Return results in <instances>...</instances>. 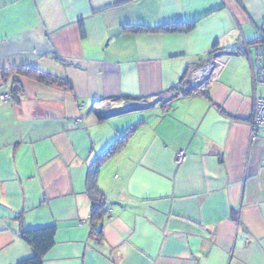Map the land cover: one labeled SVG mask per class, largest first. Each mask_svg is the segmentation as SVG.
<instances>
[{
    "label": "crops",
    "instance_id": "1",
    "mask_svg": "<svg viewBox=\"0 0 264 264\" xmlns=\"http://www.w3.org/2000/svg\"><path fill=\"white\" fill-rule=\"evenodd\" d=\"M183 21L194 28H124ZM259 38L264 0H0V264L31 257L21 228L51 225L42 264H264V130L250 140ZM207 65L202 91L164 108ZM15 81L17 99H2ZM127 99L158 102L97 117ZM131 126L96 177L108 209L98 242L88 166Z\"/></svg>",
    "mask_w": 264,
    "mask_h": 264
},
{
    "label": "trees",
    "instance_id": "2",
    "mask_svg": "<svg viewBox=\"0 0 264 264\" xmlns=\"http://www.w3.org/2000/svg\"><path fill=\"white\" fill-rule=\"evenodd\" d=\"M241 1V0H239ZM195 26V23L192 21H183L176 23H168L160 26H147L143 24H126L124 28L130 31H163V32H188L192 30ZM256 41H264L261 38ZM19 71L44 84L55 85L64 90L71 91L70 83L58 76L49 74L35 67H21ZM185 76H182V79L179 83L171 88L175 90L178 86H185ZM21 92V85L18 81H15L13 89L11 91V96L13 99H17L18 95ZM135 127L131 126L126 131L117 136L106 148H104L99 154L95 156L92 163L88 166L87 177H86V190L91 200V208L89 212V221H90V235L94 236L98 242H101L103 239L102 235V224L103 217L107 212V200L104 196L101 189L98 187L96 182V177L100 165L105 162L108 158L118 153L124 146L127 138L132 132H134ZM56 228L54 225L33 228V229H23L19 230V235L21 239L30 246L32 250V255L30 258L22 260L17 264H42L44 256L54 245V236Z\"/></svg>",
    "mask_w": 264,
    "mask_h": 264
},
{
    "label": "built area",
    "instance_id": "3",
    "mask_svg": "<svg viewBox=\"0 0 264 264\" xmlns=\"http://www.w3.org/2000/svg\"><path fill=\"white\" fill-rule=\"evenodd\" d=\"M255 49V59L251 61V67H252V75H253V86H254V93L252 97V114L250 118V140L254 141L257 136L259 130H264V96H259L256 94V87L257 85L263 86L264 90V41L258 42ZM203 85V84H202ZM199 86L197 88H192V86L185 85V86H178L176 90L171 91L170 93H166L164 96L160 98L162 103H168L170 100L176 97H183L185 94H199L203 86ZM4 100L12 99L11 93L4 95L2 97ZM153 101H126L123 100L119 104H112L110 102L109 109L110 108H118V107H129L133 104H140L142 106H146ZM107 105V106H108ZM184 159V151L180 150L176 154V161L181 162Z\"/></svg>",
    "mask_w": 264,
    "mask_h": 264
},
{
    "label": "water",
    "instance_id": "4",
    "mask_svg": "<svg viewBox=\"0 0 264 264\" xmlns=\"http://www.w3.org/2000/svg\"><path fill=\"white\" fill-rule=\"evenodd\" d=\"M208 65L203 66V67H197V68H192L190 69L188 73V85L192 86V88H197L201 86L207 78L208 75ZM160 99H158L159 101ZM156 99L153 102H158ZM146 106H142L138 103L133 104L129 107H118V108H110V109H100L99 112L97 113V117L99 119H109L112 117H117L120 115H124L127 113L135 112V111H140L143 109H146Z\"/></svg>",
    "mask_w": 264,
    "mask_h": 264
},
{
    "label": "rangeland",
    "instance_id": "5",
    "mask_svg": "<svg viewBox=\"0 0 264 264\" xmlns=\"http://www.w3.org/2000/svg\"><path fill=\"white\" fill-rule=\"evenodd\" d=\"M259 87H261V89L263 88V86H259ZM176 90V89H175ZM172 90L170 89L167 93H170ZM166 94V93H165ZM164 94V95H165ZM164 95H162V96H164ZM187 95H189V94H187ZM186 96V94L184 95V97ZM177 98V97H176ZM173 99H175V98H173ZM172 99V100H173ZM172 100H170V102L172 101ZM126 101H134V100H130V99H127ZM170 102H168V103H163V105H164V108H165V106L167 105V104H169ZM154 104V102H150L148 105H147V108H149L150 106H152Z\"/></svg>",
    "mask_w": 264,
    "mask_h": 264
}]
</instances>
